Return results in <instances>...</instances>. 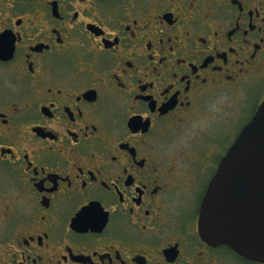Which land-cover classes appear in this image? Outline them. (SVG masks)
<instances>
[{"label":"flooded vegetation","instance_id":"1","mask_svg":"<svg viewBox=\"0 0 264 264\" xmlns=\"http://www.w3.org/2000/svg\"><path fill=\"white\" fill-rule=\"evenodd\" d=\"M225 95L227 142L169 148ZM263 100L264 0H0V264H264L198 231Z\"/></svg>","mask_w":264,"mask_h":264},{"label":"water","instance_id":"2","mask_svg":"<svg viewBox=\"0 0 264 264\" xmlns=\"http://www.w3.org/2000/svg\"><path fill=\"white\" fill-rule=\"evenodd\" d=\"M228 147L206 188L198 231L264 263V100Z\"/></svg>","mask_w":264,"mask_h":264},{"label":"rangeland","instance_id":"3","mask_svg":"<svg viewBox=\"0 0 264 264\" xmlns=\"http://www.w3.org/2000/svg\"><path fill=\"white\" fill-rule=\"evenodd\" d=\"M241 105V98L233 99L229 95L214 99V101L207 104V114L193 120L190 126L187 127L183 137L174 138L169 148L171 150L182 148L187 145L189 139H192V143H198L202 139L203 142L208 140L209 144L207 142L203 144L205 149L208 148V145L213 149L212 144L216 142H227L229 135L237 129L238 124H241V127L248 118L247 112L240 109Z\"/></svg>","mask_w":264,"mask_h":264}]
</instances>
